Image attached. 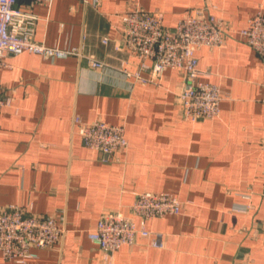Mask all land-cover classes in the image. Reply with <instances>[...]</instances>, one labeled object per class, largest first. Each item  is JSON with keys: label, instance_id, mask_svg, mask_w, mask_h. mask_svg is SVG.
Wrapping results in <instances>:
<instances>
[{"label": "crops", "instance_id": "0c3cea01", "mask_svg": "<svg viewBox=\"0 0 264 264\" xmlns=\"http://www.w3.org/2000/svg\"><path fill=\"white\" fill-rule=\"evenodd\" d=\"M210 5L226 43L196 56L209 73L200 80L225 100L219 117L192 122L177 100L182 72L167 70L147 85L124 74L150 76L123 46L120 28L136 9L161 14L173 28ZM18 7L36 16V41L80 52L8 56L0 72V98L13 99L0 111V207L53 216L64 229L59 244L26 264H264V61L240 35L264 0H21ZM89 58L105 67L92 68ZM76 117L123 126L128 149L111 156L89 149ZM145 192L183 202L181 214L147 223L165 248L140 238L105 256L89 232L103 214H129ZM0 264L20 263L0 253Z\"/></svg>", "mask_w": 264, "mask_h": 264}, {"label": "built area", "instance_id": "2783aa9c", "mask_svg": "<svg viewBox=\"0 0 264 264\" xmlns=\"http://www.w3.org/2000/svg\"><path fill=\"white\" fill-rule=\"evenodd\" d=\"M21 0H0V72L9 68L8 56L25 52L45 59H65L79 55V49L48 47L35 40L37 18L18 7ZM54 0H30L31 4L51 5ZM216 6L193 11L180 19L173 28L163 24L158 13L141 9L122 16L120 28L123 46L141 62V70L149 77L124 70L127 77H136L147 85L162 79L167 70L183 73L185 87L177 93L185 120L199 122L220 116L223 97L218 86L202 82L209 73L199 69L196 52L201 48L220 49L225 46V26L221 18L211 15ZM245 43L264 61V9L252 17L240 32ZM104 44L108 40H103ZM92 68L103 69L105 64L88 59ZM12 98H0V111L11 106ZM77 134L91 150L111 156L129 147L125 128L102 120L85 122L74 118ZM183 202L172 193L145 192L136 195L129 214L112 211L103 214L88 238L105 254L112 257L122 246H134L140 238L149 246L164 249L166 239L148 229L147 223L156 218L181 214ZM64 236L53 216L29 214L17 205L0 207V253L6 261L26 264L38 257V250L50 249Z\"/></svg>", "mask_w": 264, "mask_h": 264}]
</instances>
